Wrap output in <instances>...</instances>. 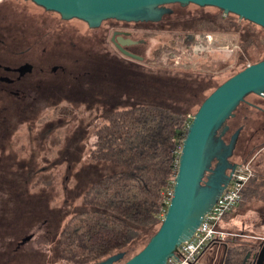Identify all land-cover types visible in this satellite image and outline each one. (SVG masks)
Masks as SVG:
<instances>
[{"label":"rangeland","instance_id":"rangeland-1","mask_svg":"<svg viewBox=\"0 0 264 264\" xmlns=\"http://www.w3.org/2000/svg\"><path fill=\"white\" fill-rule=\"evenodd\" d=\"M11 1L26 6L29 11L59 18L57 13L44 10L30 0ZM168 6L173 9L170 23H150L151 27L168 30L141 36L144 39L140 45L143 58L133 61V64L143 73L146 100L180 112L187 119L215 86L247 64L264 57V32L260 26L233 13H223L214 6L194 3H171ZM110 21L115 20L104 19L97 28H89L76 18L61 20L65 28L76 27L79 33L102 31ZM181 30H194L192 39L201 30L204 37L201 42L193 41L189 48L180 43L182 39L174 40L176 31ZM110 47L118 59L126 58L113 46ZM161 47L167 48L159 51ZM147 92L150 95L146 96ZM68 103L69 100L62 99L58 104L39 111L0 109V264H82L69 242L61 239L59 231H53L52 227L56 223L60 226L64 223L60 213L63 187L71 188L74 181L72 173L79 167V163L72 162L70 174L64 180L67 172L64 157L90 156L98 139L96 129L108 126L116 112L129 104H119L112 111L104 112L83 110L82 105L78 109H69ZM244 104L249 106L247 115L251 119L243 122L239 117H230L223 136L227 140L243 122L230 156V161L237 163L249 161L255 149L264 143V114L257 111L264 109V99L249 93L239 103L240 111H243ZM101 138L108 140L104 132ZM258 160L263 166L261 169L254 167ZM29 165L34 166L33 174L27 183L17 186L13 180L14 173L27 171ZM250 167L253 173L244 187L241 200L224 217L225 236L213 244L197 264H222L225 253L230 254L229 250L242 256L243 264H252L251 256L261 249L264 243V208L258 209L264 202V153L255 156ZM175 172L174 157L168 183L162 191L161 207L170 197ZM39 191L38 207L32 212L33 207L27 204L28 195ZM73 202L77 203L78 198L75 197ZM163 213L161 209L158 219L149 227L150 232L157 229L161 221L159 215ZM39 216H47L49 223L41 225ZM28 234L29 239L19 245Z\"/></svg>","mask_w":264,"mask_h":264},{"label":"trees","instance_id":"trees-1","mask_svg":"<svg viewBox=\"0 0 264 264\" xmlns=\"http://www.w3.org/2000/svg\"><path fill=\"white\" fill-rule=\"evenodd\" d=\"M193 32H177L174 40L182 39L180 43L190 48L193 41L201 42L204 37L199 32L192 39ZM184 34H191V39ZM166 48L161 47L159 51ZM115 115L108 126L96 129L98 139L90 156L64 157L67 167L64 180L70 174L72 162L79 163V167L72 173L71 188L63 187L60 213L64 223L52 227L53 231H59L61 239L69 242L82 264H95L122 253V258L115 263L120 264L125 256L134 255L145 245L154 232L149 231L150 225L158 219L161 209L165 211L166 204L161 207L162 191L168 183L174 157L177 165L181 139L192 118L191 115L186 119L180 112L146 100L145 92L143 103L121 109ZM103 132L108 140L101 138ZM29 167L27 171L14 173L17 186L27 183L33 174L34 166ZM171 187L172 181L170 190ZM38 194L40 191L28 195L27 204L33 207L32 212L38 207ZM75 197L77 203L73 202ZM159 217L160 220L162 216ZM39 218L41 225L49 223L47 216ZM228 252L222 264H243L242 256L235 251Z\"/></svg>","mask_w":264,"mask_h":264},{"label":"flooded vegetation","instance_id":"flooded-vegetation-1","mask_svg":"<svg viewBox=\"0 0 264 264\" xmlns=\"http://www.w3.org/2000/svg\"><path fill=\"white\" fill-rule=\"evenodd\" d=\"M172 13L170 8L158 21L109 18L115 21L102 31L79 33L76 27L65 28L59 15L32 12L11 0H0V109L39 111L66 99L69 109L82 105L83 110L109 112L119 104L130 108L143 103V73L133 64L143 58L140 45L144 39L140 37L168 30L150 23H170ZM84 23L97 28L101 21L94 27ZM190 35L184 34L187 39ZM110 46L126 58L118 59ZM244 106L233 114L243 122L251 119L249 106ZM257 111L264 114L262 108ZM257 254L251 256L252 264Z\"/></svg>","mask_w":264,"mask_h":264},{"label":"water","instance_id":"water-1","mask_svg":"<svg viewBox=\"0 0 264 264\" xmlns=\"http://www.w3.org/2000/svg\"><path fill=\"white\" fill-rule=\"evenodd\" d=\"M62 19L77 18L94 27L108 18L125 21H158L169 13L168 4L214 6L260 26L264 32V0H30ZM119 42H123L117 38ZM119 48L120 46L116 44ZM122 52L129 54L122 48ZM131 55V54H129ZM264 91V57L247 64L209 92L200 102L186 127L177 156L171 194L157 229L145 245L120 264H165L189 239L211 208L238 164L230 161L241 126L223 139L244 96ZM30 234L23 237L28 240ZM122 253L95 264H115ZM248 255L245 257V259ZM254 264H264V243Z\"/></svg>","mask_w":264,"mask_h":264},{"label":"built area","instance_id":"built-area-1","mask_svg":"<svg viewBox=\"0 0 264 264\" xmlns=\"http://www.w3.org/2000/svg\"><path fill=\"white\" fill-rule=\"evenodd\" d=\"M255 95L264 99V91ZM252 173L249 161L235 166L226 185L211 208L203 215L198 227L188 240L178 246L177 252L165 264H197L206 249L223 239L226 233L224 217L241 200L244 187Z\"/></svg>","mask_w":264,"mask_h":264},{"label":"crops","instance_id":"crops-1","mask_svg":"<svg viewBox=\"0 0 264 264\" xmlns=\"http://www.w3.org/2000/svg\"><path fill=\"white\" fill-rule=\"evenodd\" d=\"M262 154V153H264V143L263 144H261V145H259L256 149H255V151L252 153V156H251V158H250V160H249V162H251V161H253V159H254V157L255 156H257L258 154ZM261 163H259V160H258V162H256L255 163V169H257V167H260V169H261V167H263V166H261L260 165ZM259 170V169H258ZM260 171V170H259ZM263 180H264V178H263ZM263 184H264V182H263ZM260 207L261 206H264V202H263V204H261V205H259ZM259 211H260V209H258ZM209 249V248H208ZM208 249H206L202 254H201V256L199 257V259H198V262H199V260L202 258V256L205 254V252H207L208 251ZM197 262V263H198Z\"/></svg>","mask_w":264,"mask_h":264}]
</instances>
